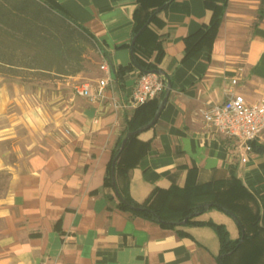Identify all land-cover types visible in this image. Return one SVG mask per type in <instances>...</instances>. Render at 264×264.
Listing matches in <instances>:
<instances>
[{"label": "crops", "instance_id": "1", "mask_svg": "<svg viewBox=\"0 0 264 264\" xmlns=\"http://www.w3.org/2000/svg\"><path fill=\"white\" fill-rule=\"evenodd\" d=\"M55 1L92 34L102 62L111 67L112 82L100 100L78 96L59 102L51 119L58 134L49 132L23 163L7 166L12 171L0 206L6 241L35 264H217L220 243L211 227H181L186 234L180 236L176 229L132 216L108 200L114 192L104 186L107 164L134 111L116 109L115 104L129 98L139 74L132 70L117 80L113 70L131 60L138 1ZM260 2L227 0L211 49L203 48L185 60V37L210 22L211 8L205 0H173L160 12L159 69L171 85L170 93L156 123L137 136L143 152L127 180L116 178L138 203L155 188L191 193L197 186L210 188L219 182L233 187L258 217L255 238L262 251L256 264H264V153L253 150L242 162L245 153L237 140L208 128L200 110L221 103L235 76L239 86L234 89L248 102L264 95ZM19 90L0 87V112H8L13 104L25 115ZM254 142L264 146V134ZM199 219L224 224L232 239L239 236L235 219L217 209ZM245 253L241 250L232 264H244Z\"/></svg>", "mask_w": 264, "mask_h": 264}, {"label": "trees", "instance_id": "2", "mask_svg": "<svg viewBox=\"0 0 264 264\" xmlns=\"http://www.w3.org/2000/svg\"><path fill=\"white\" fill-rule=\"evenodd\" d=\"M133 12L131 39L136 37L131 52V60L125 66L114 69L117 80L123 79L132 70L139 73L153 72L159 69L163 57L161 35L157 28L163 22L160 12L173 0H137ZM212 10L210 22L202 26L196 33L185 37V54L183 60L192 57L203 48L211 49L222 22L227 0H205ZM263 9L264 0L260 2ZM158 10V8H160ZM260 15L259 18H261ZM90 39L96 46L92 34L78 24L55 0H0V68L38 69L43 73L54 72L56 75H75L83 68L84 48L82 39ZM8 43L19 45L13 52L16 56L22 53V48L32 52L31 62L15 63L8 57ZM13 53V55H14ZM14 73H18L13 70ZM1 72V70H0ZM165 96V90L159 97L137 106L130 118L125 120L122 135L118 138L107 164L104 186L113 190L114 195L108 200L115 201V207L129 212L132 216L156 222L166 228L177 230L178 235L186 233L181 227L208 226L217 234L220 243V253L217 264H232V259L246 249L244 264H256L260 259L262 248L255 238L258 217L250 208L243 205L240 193L233 187L219 182L217 186L205 188L197 186L193 192L174 191L172 188H155L149 196L138 203L130 197L127 187H119L116 178H128L132 169L142 154L140 146L144 144L137 140L138 135L130 136L124 147L120 145L129 133L143 127L153 119L159 103ZM134 144V145H133ZM254 151L264 153V146L251 143ZM116 157V160L113 159ZM114 169V182L112 179ZM196 197L193 201L189 196ZM217 209L229 216L235 217L239 236L230 237L226 226L212 219L201 220L199 217ZM242 239V241H241Z\"/></svg>", "mask_w": 264, "mask_h": 264}, {"label": "rangeland", "instance_id": "3", "mask_svg": "<svg viewBox=\"0 0 264 264\" xmlns=\"http://www.w3.org/2000/svg\"><path fill=\"white\" fill-rule=\"evenodd\" d=\"M8 44L9 48L10 46L13 48L7 50L8 57L12 58L15 63L31 62L33 54L29 49L22 48V53L16 56L13 50L15 47L18 49L19 45L14 47ZM81 44L85 49L83 68L75 75L43 73L38 69L0 68V87L6 84L9 89L14 86L20 88L17 96L25 100L26 107L24 116L19 106L13 104L7 107L8 112H0V160L6 165L5 168H0V206L8 189V172L12 171L7 166L16 167L19 163H23L28 156L33 154L38 144L49 132L55 131L57 135L59 131H56V124L51 120L54 113L53 108H57L59 102L77 98L75 86L78 83L93 82L101 75L99 66L102 63V52L90 39H82ZM31 63L36 64L35 61ZM13 70L18 73H14ZM9 113L17 118L9 121L12 117ZM19 115L22 116V120L18 122ZM4 228V220L0 216V264H35L32 258L19 253L17 248H13L6 241L3 235Z\"/></svg>", "mask_w": 264, "mask_h": 264}, {"label": "built area", "instance_id": "4", "mask_svg": "<svg viewBox=\"0 0 264 264\" xmlns=\"http://www.w3.org/2000/svg\"><path fill=\"white\" fill-rule=\"evenodd\" d=\"M103 76L93 82H80L75 86L77 96L93 102L104 98L105 90L112 82V71L105 60L99 66ZM230 88L225 99L209 108L200 110L201 117L213 132L237 140L245 153L240 156L246 162V154L253 151L251 143L264 134V95L255 102H248L234 88L239 86V77L229 79ZM167 80L154 72L139 73L129 98L116 103L115 108L135 109L157 98L165 90Z\"/></svg>", "mask_w": 264, "mask_h": 264}, {"label": "water", "instance_id": "5", "mask_svg": "<svg viewBox=\"0 0 264 264\" xmlns=\"http://www.w3.org/2000/svg\"><path fill=\"white\" fill-rule=\"evenodd\" d=\"M160 9H161V7L158 8V10H160ZM135 39H136V37H133V38L131 39V42H130V52H132V49H133V46H134ZM153 72H154L155 74H157V75H162V74H163V72H162L160 69H158V70H156V71H153ZM170 89H171V85H170L169 83H167L166 88H165V96H164V98L161 100V102L159 103V107H158V109H157V111H156V113H155L153 119L151 120V122H150L149 124L143 126V127L138 128L137 130H135V131H133V132H129V133L123 138V140H122V142H121V145H120V148H121V149L124 147V145H125L127 139H128L130 136H132V135H138V134H140L141 132H143V131H145V130L151 128V127L156 123V121L158 120V118H159V116H160L161 111L163 110V108H164V106H165V104H166V102H167V99H168V96H169V93H170ZM115 160H116V157L113 159V161H115ZM114 177H115V173H114V169L112 168V179H113V182H114ZM232 217H233V216H232ZM233 218L235 219V217H233ZM235 220H236V219H235ZM241 241H242V239H241ZM219 259H220V257H219Z\"/></svg>", "mask_w": 264, "mask_h": 264}]
</instances>
